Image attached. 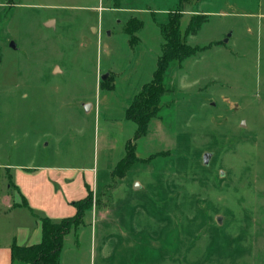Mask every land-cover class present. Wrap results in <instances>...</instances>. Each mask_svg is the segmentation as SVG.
<instances>
[{"label": "rangeland", "instance_id": "rangeland-1", "mask_svg": "<svg viewBox=\"0 0 264 264\" xmlns=\"http://www.w3.org/2000/svg\"><path fill=\"white\" fill-rule=\"evenodd\" d=\"M170 8L183 33L205 14L186 40L212 45L135 138ZM6 166L66 196L98 174L63 264H264V0H0V208Z\"/></svg>", "mask_w": 264, "mask_h": 264}, {"label": "trees", "instance_id": "trees-1", "mask_svg": "<svg viewBox=\"0 0 264 264\" xmlns=\"http://www.w3.org/2000/svg\"><path fill=\"white\" fill-rule=\"evenodd\" d=\"M187 1L189 0H179L180 6L182 7ZM180 10H170L166 20L159 22L164 43L156 70L152 79L142 86L126 109V118L137 125L135 138L146 134L150 121L157 117L161 110L162 98L174 91L173 83L169 78L171 68L175 65L181 66L184 60L203 52L212 45L193 46L187 42L186 37L197 34L207 16L200 13L194 14L183 33ZM74 205L77 208L76 214L58 222L49 217H40L43 235L41 242L29 246H21L14 242L13 259L30 264H59L65 237L72 229L83 224V217L92 206L90 192L85 198L75 201Z\"/></svg>", "mask_w": 264, "mask_h": 264}, {"label": "crops", "instance_id": "crops-1", "mask_svg": "<svg viewBox=\"0 0 264 264\" xmlns=\"http://www.w3.org/2000/svg\"><path fill=\"white\" fill-rule=\"evenodd\" d=\"M135 9L136 8H130L131 11H136ZM165 10L169 12V9ZM170 10H173V8H170ZM143 25L140 30L143 28ZM156 25L161 34L160 43L162 50L164 38L159 25ZM93 29L95 30L96 27L94 26ZM139 33L140 31L137 36L138 42L135 43L134 41L135 44H133V46L129 38L130 46L137 47L139 45L141 42ZM108 35L112 36V30L108 32ZM158 58L159 57H157V61ZM144 84L145 83L140 85L135 91L134 96L140 92ZM130 102L131 101H129L128 104H130ZM128 104L125 108V118ZM84 105L86 106L87 104L84 103ZM87 110H93V104H90ZM5 168L4 183L6 190L4 193H6V202L3 204V207L0 208V264H30L28 262L13 259V243L16 242L21 246H29L41 242L43 235L40 217H49L53 221L58 222L64 218L75 215L77 208L74 202L85 198L89 192H93L95 189L94 182L96 181V187L98 188L99 177L98 174L97 177L96 174H90L87 178H80L81 182L78 185L79 189L75 193L78 195L66 196L62 193V191L67 189L65 183L61 184L55 181L56 184L50 186L46 178L42 180L36 178L38 175L33 172V169L38 171L37 168H23L22 170H18L15 174H13L7 166ZM64 171L67 172V170ZM64 179H66V176ZM11 190H14V193H12ZM63 255L64 247L61 252L59 264H63Z\"/></svg>", "mask_w": 264, "mask_h": 264}, {"label": "water", "instance_id": "water-1", "mask_svg": "<svg viewBox=\"0 0 264 264\" xmlns=\"http://www.w3.org/2000/svg\"><path fill=\"white\" fill-rule=\"evenodd\" d=\"M53 22H54V21H53ZM47 25H48V26L51 25L50 22H47ZM227 41H228V38H226V39L224 40V42H227ZM10 46L13 47V48H16V43H15L14 41H11V42H10ZM107 76H108V75L102 76V79H103V80L106 79ZM87 107L89 108V105H87ZM244 124H245V122H244ZM207 159H208V155L206 154L205 157H204V161L207 162ZM218 221L220 222V219H218Z\"/></svg>", "mask_w": 264, "mask_h": 264}]
</instances>
